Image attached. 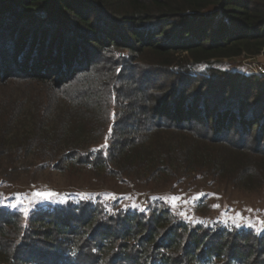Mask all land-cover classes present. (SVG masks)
Instances as JSON below:
<instances>
[{"label":"trees","instance_id":"trees-1","mask_svg":"<svg viewBox=\"0 0 264 264\" xmlns=\"http://www.w3.org/2000/svg\"><path fill=\"white\" fill-rule=\"evenodd\" d=\"M262 51L264 0H0V157L128 183L264 184L261 76L171 69ZM0 264H264V233L82 194L0 207Z\"/></svg>","mask_w":264,"mask_h":264},{"label":"rangeland","instance_id":"rangeland-1","mask_svg":"<svg viewBox=\"0 0 264 264\" xmlns=\"http://www.w3.org/2000/svg\"><path fill=\"white\" fill-rule=\"evenodd\" d=\"M181 57L176 59L177 63L171 69L183 75L187 72L200 75L205 69L213 67L236 72L237 78L240 75H255L261 76L264 81L263 51L254 56L242 53L236 57L198 65L187 61L183 63L185 71L178 68ZM61 75L57 76L62 77ZM243 133H246V129ZM255 134L254 131L253 135ZM109 136L106 132L95 144H106ZM36 158L32 154L15 161L0 157V203L17 204L18 207L11 209L28 214L39 208L61 205L68 199L76 200L82 194L92 198L98 196V201L107 206L115 204L119 208L143 211L152 207L154 201L162 203L163 200L165 205L185 221L236 227L256 235L264 233L263 182L258 186L245 188L229 180L212 181L191 174L189 179L174 185L159 180L128 183L108 176L105 171L74 168L58 171L50 167L48 158Z\"/></svg>","mask_w":264,"mask_h":264},{"label":"snow or ice","instance_id":"snow-or-ice-1","mask_svg":"<svg viewBox=\"0 0 264 264\" xmlns=\"http://www.w3.org/2000/svg\"><path fill=\"white\" fill-rule=\"evenodd\" d=\"M103 147V146H102ZM0 207H11V208H16L18 207L17 204H4V203H0ZM25 215H27V213H25ZM262 223H264V221H262Z\"/></svg>","mask_w":264,"mask_h":264},{"label":"built area","instance_id":"built-area-1","mask_svg":"<svg viewBox=\"0 0 264 264\" xmlns=\"http://www.w3.org/2000/svg\"><path fill=\"white\" fill-rule=\"evenodd\" d=\"M261 71H263V69H261Z\"/></svg>","mask_w":264,"mask_h":264}]
</instances>
